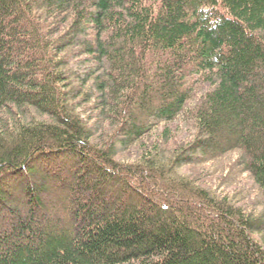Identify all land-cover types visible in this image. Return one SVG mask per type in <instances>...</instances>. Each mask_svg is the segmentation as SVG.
I'll return each mask as SVG.
<instances>
[{"label": "trees", "instance_id": "obj_1", "mask_svg": "<svg viewBox=\"0 0 264 264\" xmlns=\"http://www.w3.org/2000/svg\"><path fill=\"white\" fill-rule=\"evenodd\" d=\"M0 264H264V0H0Z\"/></svg>", "mask_w": 264, "mask_h": 264}, {"label": "rangeland", "instance_id": "obj_2", "mask_svg": "<svg viewBox=\"0 0 264 264\" xmlns=\"http://www.w3.org/2000/svg\"><path fill=\"white\" fill-rule=\"evenodd\" d=\"M223 166H226V165H223ZM219 170H222V169H219ZM224 170H227V168H225ZM229 170H230V168H229ZM222 172H226V171H223V170H222Z\"/></svg>", "mask_w": 264, "mask_h": 264}]
</instances>
